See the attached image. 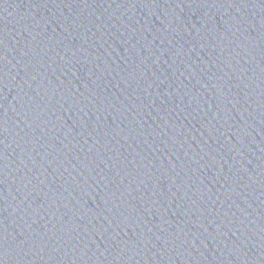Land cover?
I'll use <instances>...</instances> for the list:
<instances>
[{
	"label": "water",
	"instance_id": "95a60500",
	"mask_svg": "<svg viewBox=\"0 0 264 264\" xmlns=\"http://www.w3.org/2000/svg\"><path fill=\"white\" fill-rule=\"evenodd\" d=\"M0 264H264V0H0Z\"/></svg>",
	"mask_w": 264,
	"mask_h": 264
}]
</instances>
